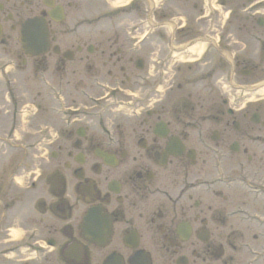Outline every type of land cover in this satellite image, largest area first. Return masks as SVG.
Returning a JSON list of instances; mask_svg holds the SVG:
<instances>
[{"label": "flooded vegetation", "instance_id": "flooded-vegetation-1", "mask_svg": "<svg viewBox=\"0 0 264 264\" xmlns=\"http://www.w3.org/2000/svg\"><path fill=\"white\" fill-rule=\"evenodd\" d=\"M4 1L13 29L32 3ZM171 1L151 9V40H138L148 0L98 41L45 16L47 49L18 64L37 76L36 111L56 115L37 131L49 149L31 194L54 222L32 258L9 243L14 202L0 201V264H264V0H217L219 28L203 0L197 26Z\"/></svg>", "mask_w": 264, "mask_h": 264}, {"label": "rangeland", "instance_id": "rangeland-1", "mask_svg": "<svg viewBox=\"0 0 264 264\" xmlns=\"http://www.w3.org/2000/svg\"><path fill=\"white\" fill-rule=\"evenodd\" d=\"M31 1V11L22 6L18 9L19 16L20 14H23L22 16L28 14V13H37L41 9L44 8V6L41 3V0H27ZM67 1V0H62ZM198 1V0H197ZM120 2L121 4L127 2L125 0L116 1ZM162 2V0L158 1V4ZM74 6H70L67 9H65L66 16L60 22L59 24L54 25V28L58 30L59 32L64 30L65 28H69L70 26L73 27L78 22L81 24L79 31L82 33L84 37H91V40L98 41L103 39V30L104 27L107 26V28L111 27L110 34H113L114 29L116 28V23L113 18L107 17V23H106V0H74L72 1ZM192 0H172L171 1V7H169L170 11H168V14H171V11L173 9V12H175L174 8L178 9L182 14L186 17V22L189 25L197 26L198 21L195 20V16L198 15L199 11L196 10L194 7H192ZM217 4V1L214 0V5ZM65 6V5H64ZM108 7V6H107ZM108 8H113L111 5H109ZM123 8V6L116 8ZM136 15L135 13H133ZM133 14H123L122 12L120 14H117L119 17L116 18L119 20V18L125 19V21H129V19H132ZM114 15V14H113ZM142 17H144V14H141ZM110 16V15H108ZM211 21H214L215 27H220L221 24V17L220 15L214 14L211 16ZM16 19H19L16 18ZM213 19V20H212ZM2 22V21H1ZM15 22V19H14ZM207 22V25L210 23V21L203 22L204 25ZM4 25V31L6 28L8 29L9 23H3ZM6 26V28H5ZM70 27V28H71ZM120 28V27H118ZM121 34H123L122 30H118ZM9 32V29H8ZM11 39L9 40L11 48H10V56L11 59L14 60V63L17 62L18 56L20 55V51L18 48V45L14 42L13 36H15V30L10 31ZM1 46V44H0ZM1 48V47H0ZM0 55L4 56L0 50ZM7 57V58H8ZM1 62V61H0ZM14 70V69H13ZM10 75L17 79L19 78V81L15 82L14 87H12V93L11 96L6 97V93L4 92V84L0 80V113L1 118H3L1 121L3 125H1L2 128H4V131H6L7 121L9 117V113L5 112V108L9 107L13 110L12 112H17L20 107H22L23 103H33L32 99L35 97L36 90L38 89V83H37V76L33 75L32 71L28 70L27 73H20L14 70ZM10 76V77H11ZM3 88V89H2ZM25 91V92H24ZM38 99V98H37ZM10 100V102H9ZM28 106V105H27ZM51 120L50 122H56V115L50 113ZM28 116H22L20 117L22 125L24 126L28 123V120H26ZM29 123H32L30 120ZM1 128V129H2ZM15 136L16 139H13L15 141H22V136H25L23 138H26L29 136V133H25V131L16 132ZM27 142V141H24ZM23 142V143H24ZM25 147H18V148H11V146L5 144L4 142L0 141V199L2 200H12L13 197L15 201H18V204H23L20 206L23 207H30L28 203V199L30 198V195L32 192L37 191L40 189V183L43 182L45 173L43 172L39 181L36 183L35 188H28L26 187L27 183H29L32 179V177L38 172V168L41 167L39 165V158L38 156H35L36 154H40L42 151V148L40 149L37 144L31 145L29 147V143H24ZM28 168H34V173L25 172L24 169ZM32 170V169H31ZM11 175V177H9ZM13 175V177H12ZM1 185L3 187H1ZM24 191L25 194H24ZM34 195V194H33ZM15 214L13 215L15 217V223H18L26 228H30L27 231H25V235L20 238V242L25 241V244L29 245V248L32 252V254H36L35 250L39 248L40 244H44V239L48 235L47 229L49 227V224L54 222V218L48 215L42 216L40 213L36 212L35 215H22L19 213L18 209H14ZM42 217L43 220L39 221V218ZM29 219V220H28ZM15 228L11 229L10 236H15L18 231L16 225ZM31 230V231H30ZM17 241H12L11 244L16 245ZM16 253L14 254V256Z\"/></svg>", "mask_w": 264, "mask_h": 264}, {"label": "water", "instance_id": "water-1", "mask_svg": "<svg viewBox=\"0 0 264 264\" xmlns=\"http://www.w3.org/2000/svg\"><path fill=\"white\" fill-rule=\"evenodd\" d=\"M41 25V21L39 18H30L27 19L23 24L22 27L20 29V40L23 43V48L24 47V37L23 35H28V37H34L38 36L37 32H38V27H40ZM37 38V37H36ZM39 40V39H38Z\"/></svg>", "mask_w": 264, "mask_h": 264}]
</instances>
